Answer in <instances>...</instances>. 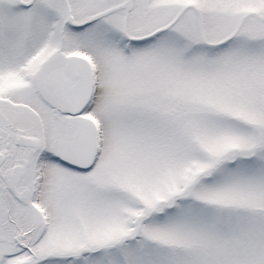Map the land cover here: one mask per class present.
<instances>
[{"label": "snow or ice", "instance_id": "1", "mask_svg": "<svg viewBox=\"0 0 264 264\" xmlns=\"http://www.w3.org/2000/svg\"><path fill=\"white\" fill-rule=\"evenodd\" d=\"M0 264H264V0H0Z\"/></svg>", "mask_w": 264, "mask_h": 264}]
</instances>
